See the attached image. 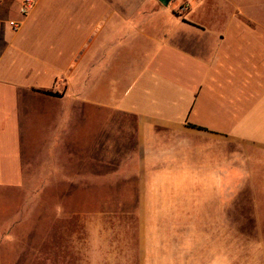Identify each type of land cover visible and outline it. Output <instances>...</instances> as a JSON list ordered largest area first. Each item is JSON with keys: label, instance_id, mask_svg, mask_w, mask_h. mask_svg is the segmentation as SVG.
I'll use <instances>...</instances> for the list:
<instances>
[{"label": "crops", "instance_id": "0c3cea01", "mask_svg": "<svg viewBox=\"0 0 264 264\" xmlns=\"http://www.w3.org/2000/svg\"><path fill=\"white\" fill-rule=\"evenodd\" d=\"M227 1L190 0L180 17L157 0H34L26 16L0 0V190L23 174L20 123L36 111L32 191H58L57 164L81 161L83 113L97 127L83 161L100 171L88 176L129 177L137 192V231L112 261L188 264V235L152 225L218 224L222 193L264 190V8L244 0L229 25ZM5 211L0 250L18 223Z\"/></svg>", "mask_w": 264, "mask_h": 264}, {"label": "rangeland", "instance_id": "374dc122", "mask_svg": "<svg viewBox=\"0 0 264 264\" xmlns=\"http://www.w3.org/2000/svg\"><path fill=\"white\" fill-rule=\"evenodd\" d=\"M255 3L264 8V0ZM167 6L182 17L190 8V0H172ZM225 6L228 8L225 24L233 25L239 18L236 8L243 9L244 0H228ZM245 7L251 8L250 0ZM202 18L211 22L206 16ZM35 112L27 111L19 128L23 174L1 186L7 190H0L5 217L18 222L10 247L0 250V264H118L112 261L117 251L115 244L122 239L131 247L138 227L134 220L137 192L131 178L88 176L95 170L84 164L85 144L88 132L97 127L93 121H86L83 113H78L74 130L81 161L76 167L64 159L57 164L59 170L51 183L58 191H32L38 187L33 157L38 154L40 136ZM14 150L17 151V146ZM74 174L77 180H66L73 179ZM253 177L256 178L255 173ZM20 179L23 185L19 184ZM239 187L243 190L222 193L218 224L152 225V229L162 227L169 233H181L183 242L185 234L188 235V264H264V190ZM101 242L104 247L96 251L95 245ZM91 248L96 258L86 262ZM38 254L48 261L38 260Z\"/></svg>", "mask_w": 264, "mask_h": 264}, {"label": "built area", "instance_id": "2783aa9c", "mask_svg": "<svg viewBox=\"0 0 264 264\" xmlns=\"http://www.w3.org/2000/svg\"><path fill=\"white\" fill-rule=\"evenodd\" d=\"M34 6V0H20L19 13L22 16H26ZM8 26L13 31L19 28V23L15 21H9ZM3 23L0 21V30L2 29Z\"/></svg>", "mask_w": 264, "mask_h": 264}, {"label": "water", "instance_id": "95a60500", "mask_svg": "<svg viewBox=\"0 0 264 264\" xmlns=\"http://www.w3.org/2000/svg\"><path fill=\"white\" fill-rule=\"evenodd\" d=\"M159 3H161L163 6H167L168 3L172 0H157Z\"/></svg>", "mask_w": 264, "mask_h": 264}]
</instances>
